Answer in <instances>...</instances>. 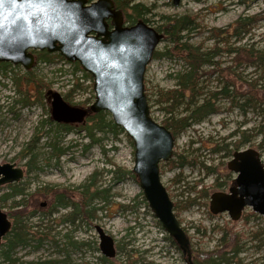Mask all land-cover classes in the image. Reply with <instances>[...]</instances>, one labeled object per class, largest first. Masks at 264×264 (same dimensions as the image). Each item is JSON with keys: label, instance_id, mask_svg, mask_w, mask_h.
Returning a JSON list of instances; mask_svg holds the SVG:
<instances>
[{"label": "rangeland", "instance_id": "obj_1", "mask_svg": "<svg viewBox=\"0 0 264 264\" xmlns=\"http://www.w3.org/2000/svg\"><path fill=\"white\" fill-rule=\"evenodd\" d=\"M136 3L146 6L148 9L146 18L152 21L151 24L154 27H157L162 18L167 16L195 17L194 21L197 23L198 29L191 34V41L194 45L204 44L208 48L215 44L212 36L214 32L226 29L240 17L260 16L261 18L250 27L249 32L246 35L243 34L241 43L264 49V0H183L179 6H175L172 0H136ZM231 43L240 44L237 43L236 38H233ZM170 47L171 44L162 43L158 50L164 51ZM220 60L225 65H229L230 58L226 54ZM67 63L59 62L48 66L40 64L34 69L40 78L51 84L52 94L59 93L63 96L73 85L75 78L73 67ZM21 68L25 71L23 67ZM182 68L181 62L172 59L153 60L147 67L145 88L148 90V103L152 118L160 124L165 119L164 112L161 110L165 105L158 102L159 91L174 88L175 82L170 78V75ZM243 76L249 80L258 79L264 83V80H261V71L255 68L243 70ZM204 81L205 85L209 87H215L218 84L215 76L210 79L204 78ZM86 85H89V82L84 84V86ZM12 93L11 80L0 75V165L14 163L25 169L24 165L29 156L21 158L20 155L23 151L31 148L36 127L41 120L48 117L49 106L46 104L43 107L36 106L31 109L15 107L14 111H11L7 100ZM90 97L91 89H87L78 93L72 104L76 105ZM263 124L264 116L258 111L253 109L246 112L232 111L227 106H223L222 114L211 117L201 125L194 126L175 141L174 148V152L183 153L193 161L196 159L207 167L215 168L214 175L208 176L203 165L194 168L187 167L182 170H171L167 166H162V182L175 204V212L179 214L182 226L194 243L200 244L209 251L215 248L218 240L223 236L222 232H215L213 229L222 228L230 221L227 214H211L209 210L211 196L222 191L212 188V186L217 179L222 180L225 169L231 178L235 177L227 169V163L231 157H226L224 152H213V150L217 147L221 148L224 141L228 144L231 141L228 138L233 134L246 132L247 135H253V142L252 145H248L242 150L246 148L258 150L264 163V143L262 149H258V145L262 143V136H254L255 131ZM46 143L47 140L41 138L38 143L32 144L40 159H45L48 156L46 153L50 152L46 148ZM88 143L82 139V135L72 134L63 137L60 145L63 148H69V150L57 160L49 161L48 165L40 162L37 169L33 168L23 180L30 188L29 191L32 192L37 187L48 184L74 188L87 182L95 172L101 174L99 186L101 189L109 190L110 202L106 208L97 212L98 218L83 224L76 223L77 227L62 224L56 228L58 234L56 240L59 242H62L64 234L73 230L76 241L89 244L81 250L69 251L70 256L66 264H103L100 260L103 255L99 249L100 240L96 227H101L105 233L113 237L116 246L128 235L130 228H133L130 237L135 239L137 251H144L142 258L148 264H180L176 253L171 257L168 256L169 245L165 240L166 233L159 227V221L148 203L145 204L139 183L132 180L114 183L113 176L108 173V171L114 170L113 165L128 170L133 169L134 148L130 145L128 136L121 135L116 140L112 135H106L102 143L104 151L101 147L95 146L84 152L83 147ZM205 188H208L210 196L207 199H202L199 197V192ZM8 191L7 188L1 187L0 197ZM194 199L196 204L187 208L188 201ZM95 204L98 208L103 205L100 201H96ZM9 205L10 202L5 206L0 202V206L6 212L9 210ZM135 205L137 207L133 211L131 207ZM65 213L67 211L63 210L55 217L60 218ZM199 226L206 229L205 237L196 233L195 229ZM234 231L241 238L242 253L239 257L243 263L264 264V218L258 216V218L252 219L249 225L244 224L242 220L238 221ZM258 231L263 233L260 239L251 241L252 233ZM147 250L150 253L146 254ZM17 252V257L22 261L38 260L39 258L63 259L58 255L57 248L49 243L39 250H35L33 246L20 249ZM134 258L138 259L139 255L137 254ZM110 260L115 264H127V261L130 264H138V262L131 263L135 259L130 261L127 257L125 259L124 255Z\"/></svg>", "mask_w": 264, "mask_h": 264}, {"label": "trees", "instance_id": "obj_2", "mask_svg": "<svg viewBox=\"0 0 264 264\" xmlns=\"http://www.w3.org/2000/svg\"><path fill=\"white\" fill-rule=\"evenodd\" d=\"M93 1V0H89ZM118 10L122 11L125 17V23L128 26L136 24L142 20L152 26L151 20L147 19L148 9L142 3H136V0H113ZM260 16L240 17L232 25L212 35L215 44L211 47H205L204 44L194 45L191 41V34L198 29L195 17L190 16H167L163 17L157 27L158 32L162 33V43L171 44L170 48L164 51H155L153 60L172 59L183 64V68L170 78L174 80V88L167 91H159V101L165 107L161 108L165 119L161 125L166 127L173 135L175 141L192 129L194 126L201 125L211 117L222 114L223 106L229 110L246 112L247 110L258 111L264 116V83L258 79L249 80L243 76V70L255 68L261 71V80H264V49L255 45H242L243 34H247L250 27L260 19ZM236 38L238 45L231 41ZM36 57V63L32 70L23 71L19 65L10 63H0V75L3 78L11 80L12 95L8 97V106L11 111L15 107L22 109H31L36 106H49L48 117L41 120L37 127L33 143H38L41 138L47 140L46 148L50 150L48 156L40 159L36 153V148L31 144V148L21 153V158L26 156L24 167L26 174L33 168L37 169L38 164L42 162L48 165L51 160H57L69 148H63L60 141L63 137L69 135H82V139L89 142L84 145V152L93 147L103 148V141L106 135H112L114 139L125 135V132L117 127L107 112H92L91 104L94 100L93 77L83 71L78 63H67L60 54H51L47 51L33 52ZM226 54L229 58V65H225L220 59ZM59 62H65L73 67L75 76L73 85L63 95L68 104L74 107H80L86 111L85 118L78 123L55 122L51 116L50 94L51 84L40 78L34 71L35 67L42 65H52ZM80 74V76H77ZM215 76L218 84L214 87L205 85L204 78L210 79ZM89 82V85L84 86ZM87 89H91V97L73 105L74 97ZM148 98V90L145 88ZM82 94V93H81ZM255 137L262 136V143L258 149H262L264 143V124L255 131ZM238 138L236 141H232ZM231 140L225 143L221 148L217 147L213 152H224L226 157H231L235 152L242 150L248 145H252L253 135H247L246 132L235 133L228 138ZM130 145L133 142L129 139ZM167 166L171 170H182L187 167H197L203 165L196 159L193 161L183 153L174 152L173 157L162 166ZM114 170L108 171L113 176L114 183H121L126 180H132L138 183L137 176L132 170L124 169L113 165ZM208 176L216 173L215 168L202 166ZM99 172H95L87 182L82 185L63 187L57 185H44L37 187L30 192L27 183L23 181L5 186L9 191L0 197V202L5 206L10 202L7 215L12 222V229L4 238L0 249V264H66L70 256L69 251L81 250L89 244L81 243L75 240L73 230L63 235L62 242L56 240L58 236L56 228L60 225L69 224L77 227L76 223H86L98 218L97 212L106 208L110 202L108 189H101L99 186ZM234 178L226 172L222 180L217 179L212 188L225 191L229 189ZM226 188V189H225ZM221 192V191H220ZM208 188L199 192L202 199L209 198ZM96 201L103 205L98 208ZM146 204V201L144 199ZM45 204V207H42ZM196 204V200L188 201V207ZM175 205V204H174ZM137 205L131 207L134 211ZM1 209L2 206H0ZM67 211L60 218L55 217L61 211ZM179 218V214L176 213ZM258 216L253 212H247L243 215L242 221L249 225L252 219ZM181 223V222H180ZM237 222L228 221L224 227H216L213 230L222 232L223 236L218 240L217 245L212 251L207 250L198 243H194L186 231L189 245L200 253L196 264H244L239 257L242 253L241 238L235 233L234 228ZM79 226V225H78ZM161 227V225H159ZM162 228V227H161ZM201 237L206 236V229L201 226L195 229ZM128 235L117 243L119 255H124L125 259H135L134 262L145 260L134 258L138 252L128 249L129 242L133 241L130 228ZM263 233L261 231L253 232L251 241L260 239ZM169 247H175L176 241L166 235ZM51 244L57 248L58 255L63 259L39 258L38 260L22 261L17 257L18 250L31 248L39 250L45 244ZM118 255V256H119ZM103 264H115L112 260L101 257ZM131 261V262H132Z\"/></svg>", "mask_w": 264, "mask_h": 264}, {"label": "water", "instance_id": "obj_3", "mask_svg": "<svg viewBox=\"0 0 264 264\" xmlns=\"http://www.w3.org/2000/svg\"><path fill=\"white\" fill-rule=\"evenodd\" d=\"M183 0H172L179 6ZM163 40L162 33L140 20L125 25L124 14L113 0H54L41 6L37 0H3L0 3V63L31 70L32 52L59 53L78 63L93 77L94 113L107 112L134 146L133 173L145 200L169 237L189 246L186 232L174 212V202L162 182L160 165L173 157L172 133L150 114L145 75ZM52 119L78 123L86 111L70 106L59 93L51 95ZM228 169L236 174L229 192L213 194L210 212L228 213L238 221L245 208L264 217V165L260 153L248 148L234 153ZM25 172L14 163L0 165V186L18 183ZM45 206V205H43ZM0 209V248L11 230ZM99 248L107 258L116 256L115 240L96 227Z\"/></svg>", "mask_w": 264, "mask_h": 264}, {"label": "flooded vegetation", "instance_id": "obj_4", "mask_svg": "<svg viewBox=\"0 0 264 264\" xmlns=\"http://www.w3.org/2000/svg\"><path fill=\"white\" fill-rule=\"evenodd\" d=\"M124 20H125V17H124ZM231 185H232V183H231ZM230 188H231V186L229 187V189H226L227 191L225 190V191H221V192H228L230 190ZM128 249H132L133 251H137V249L135 248V241L129 242ZM170 249H172L174 252L169 253L168 256L171 257V255H174L176 253L177 254L176 258L178 259V263H180V264H196L197 263L196 260L200 257V253H199V251H197L198 249L196 248V250H195L190 245L188 247H186V246H181L179 243H176V246L171 247ZM137 252H138V255L141 256V258H142V256H144V251H137ZM148 253L149 252H146V254H148ZM118 255L119 254L117 251L115 258L118 257ZM115 258H113V259H115ZM126 263L130 264L129 261H127ZM131 263H133V261ZM138 264H148V263L145 260L141 259L138 261Z\"/></svg>", "mask_w": 264, "mask_h": 264}, {"label": "bare ground", "instance_id": "obj_5", "mask_svg": "<svg viewBox=\"0 0 264 264\" xmlns=\"http://www.w3.org/2000/svg\"><path fill=\"white\" fill-rule=\"evenodd\" d=\"M150 107V106H149ZM262 159V158H261ZM262 163H263V161H262ZM263 165H264V163H263ZM16 184V183H15ZM1 187H5V185L4 186H0V188ZM142 190V189H141ZM144 195V194H143ZM145 198V197H144ZM146 201V200H145ZM147 202V201H146ZM1 209V208H0ZM130 209V208H129ZM128 209V210H129ZM2 211H4L3 209H1ZM6 214H7V212L6 211H4ZM247 212H253V213H255L252 209H250V208H245V210L242 212V215H241V217H240V219L238 220V221H241L242 220V217H243V215L245 214V213H247ZM225 214H227L228 215V213H225ZM257 216H259V217H262V218H264L263 216H261V215H259L258 213H255ZM8 216V215H7ZM229 216V215H228ZM8 219H9V217H8ZM10 220V219H9ZM238 221H233V222H238ZM10 222H11V220H10ZM11 225H12V222H11ZM11 229H12V226H11ZM133 241H135V239H133ZM169 245V244H168ZM171 248V246L170 247H168V251H167V253L169 254L171 251H172V249H170ZM146 252H149L150 253V251H146Z\"/></svg>", "mask_w": 264, "mask_h": 264}, {"label": "snow or ice", "instance_id": "obj_6", "mask_svg": "<svg viewBox=\"0 0 264 264\" xmlns=\"http://www.w3.org/2000/svg\"><path fill=\"white\" fill-rule=\"evenodd\" d=\"M37 2L43 6L45 4H52L54 2V0H37ZM0 3H3V0H0Z\"/></svg>", "mask_w": 264, "mask_h": 264}]
</instances>
